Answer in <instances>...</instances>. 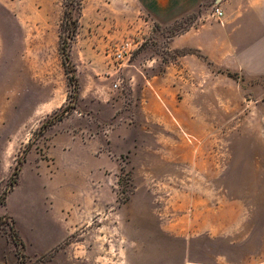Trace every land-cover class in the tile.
<instances>
[{"label": "rangeland", "instance_id": "obj_1", "mask_svg": "<svg viewBox=\"0 0 264 264\" xmlns=\"http://www.w3.org/2000/svg\"><path fill=\"white\" fill-rule=\"evenodd\" d=\"M135 5V0H0V264H183L179 247L166 255L149 245L172 236L237 240L232 252L216 251L229 254L230 264H264V116L257 111L264 102L249 97L239 80L238 86H218L221 72L214 70L217 86L207 104L214 132L201 152L193 151L191 164L171 150L181 140L177 135L133 129L142 104L131 73L166 72L173 58L169 39L185 26L164 36L149 26L139 46ZM121 51L124 61L117 58ZM108 114L111 119L102 125ZM63 119L66 132L84 145L99 134L93 122L102 125L105 142L93 156L110 159L111 166L95 177L89 154L79 168L63 169V178L73 180L63 189L57 184L55 198L63 206L47 209L59 223L40 231V239L48 234L54 244L41 245L36 231L24 239L13 228L3 206L32 148L42 142L43 158L49 159L43 151L48 130L61 127ZM123 125L129 127L119 136ZM207 208L213 215L206 227L201 222ZM78 210L79 218L72 215ZM161 225L165 230L170 225V233ZM205 228L213 232L199 235Z\"/></svg>", "mask_w": 264, "mask_h": 264}, {"label": "crops", "instance_id": "obj_2", "mask_svg": "<svg viewBox=\"0 0 264 264\" xmlns=\"http://www.w3.org/2000/svg\"><path fill=\"white\" fill-rule=\"evenodd\" d=\"M209 1L211 0H135L136 21L140 24L136 36L141 39L137 45L144 43L149 26L155 27L157 34L161 36L182 25L185 26L180 33L169 39L168 51L172 53L173 58L167 63L166 72L151 77L131 73L134 87L139 81L137 88L140 89L142 104L133 129H139L146 135L157 134L153 129L173 137L177 135L181 140L172 144L171 150L177 152L175 158L190 164L194 157L193 151L201 152L203 141L214 132L211 125V118L214 116L209 114L207 108L208 95L214 97L213 87L238 86L239 80L242 85L247 86L249 97L253 95L257 100L264 102V0H223L219 4L224 12L220 21L210 19V14L206 15L208 4H211ZM131 34V30L125 33L127 46L131 45ZM136 69L138 70V67ZM214 70L221 72L217 85L216 79L211 76ZM230 74L233 77H230ZM257 111L264 116V106H259ZM110 119L109 114L104 116L102 125ZM62 121L61 127H58V124L52 125L48 130L46 144L49 147L43 151L49 152V159L43 158L42 142L32 148L21 177L7 195L3 206L5 218L13 228L18 229L24 239L28 238L29 230L36 231L34 238L41 245L54 244L53 237L48 234L40 239V231H48L59 223L54 218L55 214L49 213L47 209L63 206L57 197L55 198L57 184L63 189V184H70L73 180L63 178V169L79 168L88 160L89 154L95 177L111 166L110 159L93 156V152L105 142L102 125L93 122L92 127L96 131L99 130V134L88 146L68 134V128L63 126L66 120ZM127 127L129 126L123 125L117 129L119 136ZM156 143H159L158 139ZM181 151L183 153H180ZM52 170L61 178H54V175L50 174ZM104 205L106 206L105 202ZM107 209L110 212V208ZM101 210L106 218V207ZM72 215L79 218V210ZM211 215V209L207 208L203 212L205 219L201 225L207 227ZM180 219L185 221L187 215ZM194 220L196 221L195 217H192L187 227L190 228ZM164 227L161 225V231L169 232L170 225L166 230ZM211 232L213 228H205L199 235ZM158 241L159 243L151 242L150 247H162L161 251L166 255H169L170 250L174 255L179 247L183 264H230L229 254L219 253L216 248L232 252L238 243L237 240L229 238L200 239L176 236Z\"/></svg>", "mask_w": 264, "mask_h": 264}, {"label": "built area", "instance_id": "obj_3", "mask_svg": "<svg viewBox=\"0 0 264 264\" xmlns=\"http://www.w3.org/2000/svg\"><path fill=\"white\" fill-rule=\"evenodd\" d=\"M210 19L212 20H218L220 21L223 17H224V12L223 10L219 7V5H214L211 12H210V15H209ZM117 58L121 61H124L125 59V54L124 52H119L117 53ZM115 89H119L121 87V84L120 83H117L115 84Z\"/></svg>", "mask_w": 264, "mask_h": 264}, {"label": "trees", "instance_id": "obj_4", "mask_svg": "<svg viewBox=\"0 0 264 264\" xmlns=\"http://www.w3.org/2000/svg\"><path fill=\"white\" fill-rule=\"evenodd\" d=\"M78 2H79V3H78L79 8H80L81 1H78ZM77 22H78V19L75 18V19H74V27H73L72 30H71V33L73 34V36H74V34L76 33V30H77ZM16 234H17V233H16ZM16 238L19 239V241H20L19 243H20L21 245H23V242H22V240L20 239V237H19L18 234H17Z\"/></svg>", "mask_w": 264, "mask_h": 264}, {"label": "water", "instance_id": "obj_5", "mask_svg": "<svg viewBox=\"0 0 264 264\" xmlns=\"http://www.w3.org/2000/svg\"><path fill=\"white\" fill-rule=\"evenodd\" d=\"M222 1L223 0H216L215 3H214V5H219V4H221Z\"/></svg>", "mask_w": 264, "mask_h": 264}]
</instances>
